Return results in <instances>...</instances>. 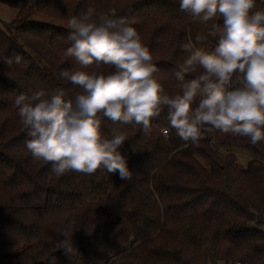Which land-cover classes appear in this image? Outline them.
<instances>
[{"label":"trees","instance_id":"trees-1","mask_svg":"<svg viewBox=\"0 0 264 264\" xmlns=\"http://www.w3.org/2000/svg\"><path fill=\"white\" fill-rule=\"evenodd\" d=\"M0 2L67 21L88 6L97 20L126 17L169 96L181 93L174 71L189 55L182 48L189 32L193 41L197 33L205 37L197 47L213 51L222 26L219 19L193 23L179 0ZM256 10H264V0H256ZM68 34L67 27L26 17L0 25V57H22L10 68L0 63V264H264V141L252 145L213 129L194 146L176 135L165 108L147 133L102 118L103 134L110 138L116 129L125 136L119 151L131 181L103 169L56 176L51 164L33 160L15 100L33 90L64 87L69 97L79 90L59 77L79 67L64 55ZM240 75L229 87L241 85ZM240 153L250 156L246 167ZM70 222L75 232L65 254L56 244Z\"/></svg>","mask_w":264,"mask_h":264},{"label":"clouds","instance_id":"clouds-1","mask_svg":"<svg viewBox=\"0 0 264 264\" xmlns=\"http://www.w3.org/2000/svg\"><path fill=\"white\" fill-rule=\"evenodd\" d=\"M255 6L256 0H179L193 23L219 19L222 26L213 51L197 47L205 37L197 33L193 41L189 32L182 45L189 55L174 71L181 93L172 96L155 77L152 54L126 17L97 20L92 6L71 16V45L64 55L79 67L62 69L59 77L79 90L72 97L64 87L33 90L15 100L33 160L51 164L56 176L103 169L131 181L133 171L119 151L125 136L116 129L110 138L103 134L102 118L140 125L147 133L165 108L176 135L194 146L213 129L247 137L252 145L264 141V10L252 11ZM21 61L20 54L0 57L9 68ZM91 65L109 71L86 70ZM237 74L241 85L229 87ZM73 228L71 222L65 226L56 244L65 254L72 251Z\"/></svg>","mask_w":264,"mask_h":264},{"label":"rangeland","instance_id":"rangeland-1","mask_svg":"<svg viewBox=\"0 0 264 264\" xmlns=\"http://www.w3.org/2000/svg\"><path fill=\"white\" fill-rule=\"evenodd\" d=\"M28 18L30 21H40L44 23L59 25L62 27H67V20L60 18H53L50 16H43L37 13L29 14L27 9L21 10L11 6H8L0 2V25L4 22H12L16 19ZM241 165L247 166L250 161V156L244 153L238 155ZM264 228V226H262Z\"/></svg>","mask_w":264,"mask_h":264}]
</instances>
